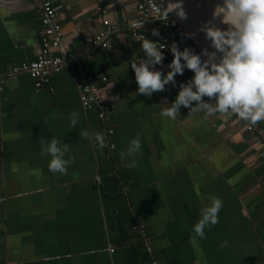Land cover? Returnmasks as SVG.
Listing matches in <instances>:
<instances>
[{
    "label": "crops",
    "instance_id": "1",
    "mask_svg": "<svg viewBox=\"0 0 264 264\" xmlns=\"http://www.w3.org/2000/svg\"><path fill=\"white\" fill-rule=\"evenodd\" d=\"M50 1L66 60L36 88L28 73L8 70L36 57L39 5L0 0V264H264L258 138L232 114L205 120L181 106L175 121L161 117L159 103L173 101L194 75L186 69L176 86L150 98L137 93L131 61L143 53L129 26L134 0ZM104 18L119 27L108 30ZM101 32L105 46L87 41ZM170 37L180 41L173 29ZM171 60L164 52L156 68L166 74ZM83 74L108 77L116 101L105 100L103 118L79 102L73 79ZM73 111L79 123L71 129ZM83 130L102 132L114 151L83 139ZM137 134L142 154L129 168L120 153ZM52 136L75 157L66 175L50 172V157L40 155L39 139ZM209 195L223 208L201 239L192 229Z\"/></svg>",
    "mask_w": 264,
    "mask_h": 264
},
{
    "label": "clouds",
    "instance_id": "2",
    "mask_svg": "<svg viewBox=\"0 0 264 264\" xmlns=\"http://www.w3.org/2000/svg\"><path fill=\"white\" fill-rule=\"evenodd\" d=\"M150 7L154 13L151 17L165 25L169 23L172 13L180 20L188 18L182 0H168L167 3L165 0H159V3L151 0ZM217 20L226 27H219ZM172 23L175 24V21ZM129 26L134 30H144L142 20H133ZM199 31L205 34L214 50L204 47L198 54L190 47L180 50L176 41L166 45L160 42L164 37L156 28L151 32L152 36L158 37L157 40L141 34L139 40L143 57L131 61L138 85L137 93L150 98L154 92L165 91L166 85L176 86V75H183L187 68L194 75L186 83H180L173 101L165 99L159 103L161 117L175 121L181 116L183 106L189 110L188 115L203 114L205 120L217 114H232L251 126L264 122V0H222L215 4L211 19L201 24ZM184 35L195 37V33ZM166 47L173 58L168 65L170 70L165 74L156 66L163 65L162 50ZM205 97L208 99L205 100ZM68 119L70 128H76L79 113L71 112ZM79 135L92 140L100 150L108 147L102 132L83 130ZM39 142L41 157H50L49 171L66 175L75 160L69 144L56 136L40 138ZM141 154V140L137 134L126 150L120 153V159L129 160L126 167L135 168V157ZM222 208L221 199L215 195L208 196V203L201 207L200 218L193 225L195 236L206 239L205 229L219 223ZM227 246V240L219 245L220 248Z\"/></svg>",
    "mask_w": 264,
    "mask_h": 264
},
{
    "label": "built area",
    "instance_id": "3",
    "mask_svg": "<svg viewBox=\"0 0 264 264\" xmlns=\"http://www.w3.org/2000/svg\"><path fill=\"white\" fill-rule=\"evenodd\" d=\"M31 2H36L39 5V17L41 22V31L39 38V48L36 52V57L32 60H25L18 64H13L9 68L10 73L26 72L33 79L34 86L36 88H41L47 85L50 81L51 76L60 70L61 66L65 63L66 56L63 54V51L60 50V31L59 23L56 18V10L52 6L50 0H29ZM151 0H134V4L137 10V17L135 20H142V22H147L148 26L146 29V34L148 38L152 40H157L158 37L152 36L151 30L156 28L161 33V36L164 37L163 40H160L161 43L171 44L175 39L170 37V31L173 29L178 31L180 27L177 24L172 23V19L169 17V23L167 25L151 17L154 15L150 7ZM97 9H100L98 7ZM104 24L107 25L108 30L113 28H118V23H110L106 18L103 19ZM135 38L139 39L141 34L144 32H138L137 30L130 29ZM103 36V33L96 35L95 37L87 38L89 43H96L100 40V37ZM180 50L184 49V43L181 41H176ZM102 46L106 45V42L101 40L99 41ZM164 51L169 59L173 58L169 48H165ZM188 72L193 73L191 70L185 68ZM1 82V76H0ZM108 77L106 75H101L96 78L91 74H83L80 77H75L73 83H77L79 87V102L81 106L85 109H91L97 107V115L99 118L104 117V102L106 99H109L108 93ZM108 97V98H107ZM112 102L116 100L113 98ZM242 121V120H241ZM243 128L247 133L255 135L260 142V147L258 150L259 156L264 159V125L263 123H258L256 126H251L247 122L242 121ZM110 130H108V133ZM108 145L109 152H112L114 144L109 140H105ZM97 182L101 181L100 176H95Z\"/></svg>",
    "mask_w": 264,
    "mask_h": 264
},
{
    "label": "water",
    "instance_id": "4",
    "mask_svg": "<svg viewBox=\"0 0 264 264\" xmlns=\"http://www.w3.org/2000/svg\"><path fill=\"white\" fill-rule=\"evenodd\" d=\"M156 2L159 3V0H156ZM167 2L168 0H165V3ZM173 2H175V0H173ZM182 2L188 14L187 20H180L175 13H172L169 16L175 21V24L180 27L178 30L180 41L183 43L190 42L192 48L198 54L204 47H208L210 51L214 50L211 48L210 41L205 38V34L199 31V26L206 20L211 19V13L215 4L222 2V0H182ZM216 23L221 28L226 27V25L220 24L218 20ZM184 33H195V37L188 38Z\"/></svg>",
    "mask_w": 264,
    "mask_h": 264
},
{
    "label": "trees",
    "instance_id": "5",
    "mask_svg": "<svg viewBox=\"0 0 264 264\" xmlns=\"http://www.w3.org/2000/svg\"><path fill=\"white\" fill-rule=\"evenodd\" d=\"M173 39H175L176 41H178L177 40V38H175V37H173ZM188 45V47H190V48H192V45H191V43L190 42H187V43H184L183 45L186 47V45ZM263 125H264V123H263ZM114 148V147H113ZM114 151V149H112V152ZM112 152H110V153H112Z\"/></svg>",
    "mask_w": 264,
    "mask_h": 264
}]
</instances>
